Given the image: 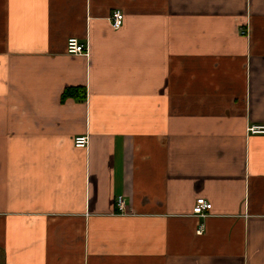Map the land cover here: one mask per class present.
I'll use <instances>...</instances> for the list:
<instances>
[{"label": "crops", "instance_id": "0c3cea01", "mask_svg": "<svg viewBox=\"0 0 264 264\" xmlns=\"http://www.w3.org/2000/svg\"><path fill=\"white\" fill-rule=\"evenodd\" d=\"M252 126L264 0H0V264H264Z\"/></svg>", "mask_w": 264, "mask_h": 264}, {"label": "built area", "instance_id": "2783aa9c", "mask_svg": "<svg viewBox=\"0 0 264 264\" xmlns=\"http://www.w3.org/2000/svg\"><path fill=\"white\" fill-rule=\"evenodd\" d=\"M123 14L119 10H115L111 13L108 18L109 24L113 30H119L123 24ZM66 53L71 56H82L87 54V47L80 43L77 39L71 38L68 39L66 43ZM248 133L251 135H264V126H252L248 129ZM74 148L84 149L88 146L87 137H77L73 141ZM116 209L120 215H125V202L119 197L116 200ZM211 210V204L206 200L199 198L196 199L193 208L192 215L196 218H205ZM196 233L201 235L202 227L200 226Z\"/></svg>", "mask_w": 264, "mask_h": 264}, {"label": "trees", "instance_id": "16d2710c", "mask_svg": "<svg viewBox=\"0 0 264 264\" xmlns=\"http://www.w3.org/2000/svg\"><path fill=\"white\" fill-rule=\"evenodd\" d=\"M76 94H78V90H71V89H69V90H67L64 93L63 98L74 97V95H76ZM82 95H83L82 97H84V94H82Z\"/></svg>", "mask_w": 264, "mask_h": 264}]
</instances>
